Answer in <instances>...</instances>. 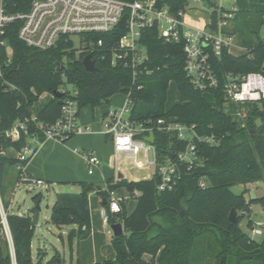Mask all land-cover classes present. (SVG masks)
<instances>
[{
	"label": "trees",
	"instance_id": "obj_1",
	"mask_svg": "<svg viewBox=\"0 0 264 264\" xmlns=\"http://www.w3.org/2000/svg\"><path fill=\"white\" fill-rule=\"evenodd\" d=\"M32 1L3 0V4L6 13L17 14L29 11ZM256 1L264 3V0ZM187 3L188 0H166L157 6L168 5L171 11L178 12L185 9ZM209 3L212 4L211 0ZM209 19L208 26L217 29L220 19L217 9L209 13ZM232 22L231 33L237 36L242 32V45L247 51L235 55L224 49L221 56L212 59L216 71L221 78L225 72L242 77L257 72L264 76V37L261 35L264 11H237ZM20 26L19 20L7 26L6 39L13 53L11 60L4 63L3 75L0 76V197L7 211L15 257L14 260L0 216V264H34L32 244L36 230L31 214L10 211L11 202L7 198L8 186L5 183L10 166L18 163L27 165L30 161L31 157L21 160L15 156V151L22 150L29 140L23 136L12 141L5 131L17 120L31 117L34 103L44 92L53 94L66 82L74 86L77 94L66 90L65 95L78 100L80 111L86 105L94 108L107 104L118 93H131L133 119H174L193 126L201 136L213 134L220 141L219 145L196 141L197 163L191 169L183 167L181 179L171 190L160 192L157 177L108 181L109 191L126 188L137 199L131 213L127 212L124 199L120 200L122 211L111 213L109 191L91 182H78L81 186L79 192H57L50 221L59 228L74 226L68 237L71 245L77 242L78 253L80 242L92 232L91 193L99 194L102 200L108 199L104 205L108 211V223L121 221L125 226L124 234L112 235L114 259L95 262L78 259L77 264H264V240L259 242L250 237L240 225L246 215L242 211L251 212L254 203H261L264 207V196L247 200L244 192L237 194L232 190L237 184L248 185L264 180V100L247 112L245 126H239L223 110L227 101L221 88L211 91L216 107L187 77L183 41L166 42L159 36L155 25L144 28L140 38L148 51L145 64L153 72H140L135 80L129 68L112 64L114 47L124 33L119 27L87 37L96 44L92 57L98 67V71H89L83 65V59L89 52H80L69 37H62L55 47L40 50L19 39ZM100 39L103 41L101 45L98 44ZM172 81L176 82L178 100L167 106ZM5 82L11 86H4ZM61 112L62 103L53 97L36 114L40 121L51 124L61 116ZM258 118L263 121L261 126L256 124ZM30 128L33 131V127ZM155 134L161 158L170 153L167 148L170 140L176 141L174 151L187 143L157 130ZM72 137L74 135L69 139ZM202 179L207 183L205 187L200 185ZM43 197L42 193L33 197L36 206L32 212H36ZM233 208L237 211V221L229 218ZM247 216L250 218L249 213ZM199 244L214 251L217 259L200 261L196 252ZM145 254L151 256L150 261L144 258ZM58 255L59 251L50 263L60 264ZM223 256L227 258L225 261ZM61 263L64 264V260Z\"/></svg>",
	"mask_w": 264,
	"mask_h": 264
},
{
	"label": "built area",
	"instance_id": "obj_2",
	"mask_svg": "<svg viewBox=\"0 0 264 264\" xmlns=\"http://www.w3.org/2000/svg\"><path fill=\"white\" fill-rule=\"evenodd\" d=\"M160 1L166 0H33L29 11L25 13L8 14L4 9L3 0L0 2V76L3 75L4 63L12 58V47L6 39V29L14 21H21L18 36L28 46L40 50L55 47L59 40L67 36L74 46L92 54L95 43L87 37L91 34L109 32L116 27L124 15L127 16V24L124 33L114 47L112 64L121 65L132 71L134 80L140 72L151 74L152 69L146 66L148 51L140 42L142 30L146 27L157 26L159 36L166 42L183 41L186 56L185 71L193 86L205 94L221 88L227 102L240 104L242 102H259L264 100V76L261 73L250 72L238 76L232 72H225L221 78L216 71L212 59L221 56L224 49L231 52L234 45V34L229 27L238 11L237 7L226 8L223 0H188L185 9L178 12L170 10L168 5L157 6ZM200 5L201 9L208 13L207 29L205 31L188 27L184 22L185 12L191 9V4ZM199 9V8H198ZM217 9L220 19L217 29L208 26L209 13ZM103 41L100 39L98 44ZM3 52L5 58H3ZM141 87V86H140ZM65 93L63 89H60ZM77 94V91L74 92ZM126 101L123 106L109 110L102 118V130L113 142V162L115 176L112 180L117 182L122 178L121 164L123 161L131 162L135 169H150L152 174L144 179L157 177L159 179L158 190H171L181 179L182 169H191L199 159L196 141H206L213 145H219L220 141L215 135L197 134L193 126H188L174 119L161 117L157 120H137L131 117L134 101L131 93L125 94ZM80 108L78 100L72 95L64 96L61 116L53 123L46 124L38 119L36 113L25 120H17L11 128L5 131V135L12 141H18L26 136L29 143L22 149L15 151V156L21 160L32 158L37 152V143L47 139L65 141L71 136L88 132L92 128L79 123ZM245 117V116H244ZM30 126L33 127L31 131ZM174 135L178 141H187L183 148L174 151L175 140L169 141L167 148L169 154L160 157L156 142L155 131ZM154 133L153 143L145 138ZM41 137L43 139H41ZM84 158L88 167V173L102 170L100 158L91 150L84 152ZM24 164L18 163V179L16 187L26 183L43 187L44 180L31 177ZM108 182V181H107ZM106 184L105 190L109 191ZM202 179L200 185L206 186ZM139 194L138 191L135 192ZM109 209L111 213L122 211L120 200L116 191H109ZM243 214L249 212L242 211ZM264 213V210H263ZM0 216L7 239L10 243L12 257L14 249L10 235L7 211L0 197ZM104 217L108 224V232L113 235V230L108 223V211L104 209ZM247 224L248 234L252 238L258 236L264 238V220L250 218ZM121 222V221H118Z\"/></svg>",
	"mask_w": 264,
	"mask_h": 264
},
{
	"label": "rangeland",
	"instance_id": "obj_3",
	"mask_svg": "<svg viewBox=\"0 0 264 264\" xmlns=\"http://www.w3.org/2000/svg\"><path fill=\"white\" fill-rule=\"evenodd\" d=\"M231 1L232 0H227L226 3H229ZM250 2L256 4L254 0H237V3L239 4L241 8H244L246 4H248L247 6H249ZM207 17H208V13L202 10L200 5L192 3L191 9H188L185 12L184 22L188 27H191V28H194L200 31H205L207 29ZM262 34H263L262 36H264V29H263ZM235 42L237 45L242 46V32H238ZM234 52L238 53L236 48L234 49ZM62 89L64 91L70 90L71 92H74V86L67 82L63 84ZM51 94L52 93L50 92H44L40 96L39 100L34 103L32 107L33 112L39 109ZM205 95L210 102L214 103V98L210 94H205ZM124 99H125V94L118 93L110 98L109 103L98 105L96 106L94 110L91 107V105L84 106L80 111V116L78 118L79 123L81 124V119L85 118L86 116H88V118L93 119V114H96V117H97L96 120H98V117L100 116L101 111H104L108 106H115L113 102L114 103H116L117 101L122 102L124 101ZM176 100H178L177 86H176V82L172 81L170 83L169 98H168L167 106H169L171 103H173ZM247 103L249 105H252L253 103L258 104V102H251V101H247ZM240 108L242 109V111H245L244 104L240 103ZM223 110L229 113L239 126H242L243 118L239 114L240 110L236 103L232 104V102H226L223 106ZM111 141L109 140V142ZM92 142H93V137L87 140L86 143L76 144L75 147L79 148L81 151H84V150L93 151L94 148L91 146ZM76 158H77L76 156L72 158L69 157V160H70L69 163H71L73 167H75L76 172L79 175L78 180L91 182V183H94L96 187L105 188L106 184H105V180L102 177V172L100 170H97L95 175L88 174L87 165L79 166L78 160ZM17 171L18 169L16 166H10L7 169V174L10 175L9 181L11 180L9 183H11L14 187V194L11 197L12 198L11 203L13 205L11 212L13 211L14 213L31 214L33 216L34 212H32L31 210L34 206H36V204L34 203L33 197L38 193H42L44 196L40 203V207H41L40 218H39L38 224L36 225V232H35V236L33 239L34 264H52L50 263V260L53 258V256L56 254L57 251H59V255L57 258L58 259L61 258V262L64 260V264H77V258H78L77 245L75 247L76 250L73 252L71 244L69 242V237H68L70 230L74 226L68 225V226H65V228H59L53 223H51L50 214H51L52 205L55 201L56 193L62 192L64 190L70 191V192H79L81 190L80 184L77 182L72 183V185H70L68 182H60V183L53 182L54 181L53 178H47L48 180L44 179L45 185L43 187L35 186L32 183H26L19 187H16L17 177L15 179V175L17 174ZM151 174H152V170L150 169H141V170L135 169L134 175H136V177L141 178L145 176L146 177L150 176ZM59 184H63V185L66 184L68 185V187L63 188ZM257 184L258 185L256 186L237 184L232 187V190L237 194H241L244 192L247 200L254 199V198H260L264 196V180L258 181ZM246 186L248 187V189L246 188ZM90 195L92 196L93 199L95 197L101 198V196L97 193H92ZM102 207L103 206L100 203H96V201L93 203V211H94V214L96 215L97 220H99L100 218V215H101L100 209H102ZM252 208H253V217L256 220H264V213H263L264 207L262 206V204L254 203L252 204ZM249 215H251V212H249ZM248 221H249V216L245 215V217H243L242 222L240 224L241 228L245 232H248V226H247ZM98 226L99 225L97 224L96 225L97 230H99ZM107 228L108 227L106 226V228H104L102 231L105 235L106 243L111 244L112 234L107 232ZM255 239L259 242L264 240V238L260 236L256 237ZM196 252L200 258V261L206 260V261L213 262L217 259V257H215L214 251L210 250L205 245L200 246V248L198 247ZM145 258L147 261L151 260L150 255H145ZM226 259L227 258L223 256V260L225 261ZM61 262L60 264H62ZM155 264H159V263L156 262Z\"/></svg>",
	"mask_w": 264,
	"mask_h": 264
},
{
	"label": "crops",
	"instance_id": "obj_4",
	"mask_svg": "<svg viewBox=\"0 0 264 264\" xmlns=\"http://www.w3.org/2000/svg\"><path fill=\"white\" fill-rule=\"evenodd\" d=\"M226 1L223 0V4L227 9L232 8V7H237L238 11H249V12L264 11V3L257 2L256 0H254L256 4L250 2L249 6H247L248 4H246L244 8H241L239 6V4L237 3V0H232L229 3H226ZM233 27H234V24L232 22L230 24L229 29ZM263 29H264V25L261 28V35H263L262 34ZM234 36H235L234 45L231 48V53L235 55H241V54L246 53L247 50L243 45L240 46L236 44L235 42L236 35ZM235 48L237 49L238 53L234 52ZM53 97H54L53 94H51L46 99V101L42 104V106L36 111H34L33 113H38L40 109L43 106H45ZM125 101H126V95H125L124 101L122 102L117 101L116 103L113 102L115 106H108L104 111H101L100 116L98 117V120H96L97 119L96 114H93V119L88 118V116H86L85 118H82L81 124L90 126L92 130L88 132L76 134L74 135V138L72 137L71 139H69L70 141L68 140L67 142L65 141L63 142V141H58L55 139H47V140H44L43 142L37 143L36 144V146L38 147L37 152L32 156L30 161L25 166V169L28 172V174L33 178H38V179H43V180L47 178H53L54 179L53 182H59V183L68 182L70 185H72V183L80 182V180H78L79 175L77 174L75 167H73V165L69 163L70 162L69 157L72 158L76 156L79 166L87 165L85 158H84V152L86 150L81 151L79 148L75 147V145L79 143H86V141L91 139L92 137H93V142L91 146L94 148L93 150L94 153L100 158L103 165L108 164L110 166H114L113 144H112L111 138L103 132L101 122H102L103 116L109 110L123 106ZM176 101H174L173 103H175ZM173 103H171L169 106H171ZM242 104H244L245 106V111H242V109L240 108V104H237V105L240 110L239 114L243 118L242 127H244L245 126L244 116L247 114V112L251 111L256 106V103L249 105L247 102H242ZM212 105L218 107L215 99ZM95 108L96 107H94L93 110ZM109 140L111 142H109ZM120 168H121V171H120L121 175H123L128 180L138 181V180L147 178L146 176L141 177V178L136 177V175H134L135 168L132 166L131 162L127 160L122 162ZM96 171L90 175H95ZM100 171L102 172V170ZM16 177L18 179V171H17V174L15 175V179ZM102 177L104 179L103 173H102ZM9 179H10V175L6 173L5 183L8 186L7 198L10 200V202H12L11 197L14 194V187L11 183H9L11 181V180L9 181ZM59 185H61V187L63 188L68 187V185L66 184L64 185L59 184ZM248 185L256 186L258 184L257 182H254ZM246 188L248 189L247 186ZM62 192H70V191L64 190ZM116 194L118 197L124 199L127 212L131 213L137 205V199L134 196H132L126 188L118 189L116 191ZM95 201L96 203H100L103 206L102 209H100L101 215H100L99 220L96 219V215L94 214V211H93V203ZM12 207L13 205L12 203H10V208H9L10 211ZM90 208H91V219H92V232H91V235L87 239L82 240L80 242V250L78 253L77 261L78 259H80L82 262H95V261H102L104 259H114L116 256L115 250L112 246V243L111 244L106 243V238L102 231L104 228H106V226L108 227V224L104 217L105 207L102 203V197L101 198L95 197L93 199L92 196L90 195ZM251 209H252L251 218L255 219L253 217L252 205H251ZM39 218H40V213H39ZM97 224L99 225L98 226L99 230H97V227H96ZM62 228H65V226ZM108 228H107V232H108ZM76 245H77V242H74V244L71 245L73 252L76 250L75 249ZM32 246H33V254H34V244H32ZM145 255H149V254H145ZM145 255H144V258H145Z\"/></svg>",
	"mask_w": 264,
	"mask_h": 264
},
{
	"label": "water",
	"instance_id": "obj_5",
	"mask_svg": "<svg viewBox=\"0 0 264 264\" xmlns=\"http://www.w3.org/2000/svg\"><path fill=\"white\" fill-rule=\"evenodd\" d=\"M127 24V16L124 15L123 18L121 19L119 25L121 28H125ZM83 65L84 67L89 70V71H98V67L96 65V61L93 59L92 54H88L87 56H85V58L83 59ZM64 68V66H63ZM4 86L10 87L11 85L8 82L4 83ZM53 96L57 97L60 101V103L63 102V97L65 96V93L63 91H61L60 89H56L53 92ZM262 119L258 118L256 120V124L257 126H261L262 125ZM147 141L153 143L155 140V135L154 133H151L149 136H147L145 138ZM102 173L104 175V180L110 181L114 178L115 176V170L112 166L108 165V164H104L102 166ZM108 202L107 198H104L102 200L103 205H105ZM41 207L40 204H37V210L36 212H34L33 215V224L37 225L39 222V213H40ZM231 221H237V211L235 208H233L231 210L230 216H229ZM110 227L113 230V235L114 236H119L125 233V226L123 224V222H115V223H111Z\"/></svg>",
	"mask_w": 264,
	"mask_h": 264
}]
</instances>
